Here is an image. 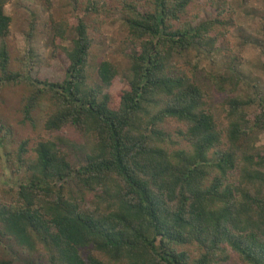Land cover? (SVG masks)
Returning a JSON list of instances; mask_svg holds the SVG:
<instances>
[{"label": "trees", "instance_id": "16d2710c", "mask_svg": "<svg viewBox=\"0 0 264 264\" xmlns=\"http://www.w3.org/2000/svg\"><path fill=\"white\" fill-rule=\"evenodd\" d=\"M10 1L0 0V91L21 85V126L44 119L34 143L26 136L11 151L0 142L11 171L0 243L47 264H264V91L241 89L233 17L221 20L214 2L211 19L183 20L193 0H85L76 22L52 11L51 59L65 60L58 76L35 61L11 68ZM117 14L128 69L112 59L93 68L89 19ZM196 46L228 54L229 67L205 71L225 93L223 123L198 66L186 60L190 73L176 61Z\"/></svg>", "mask_w": 264, "mask_h": 264}, {"label": "rangeland", "instance_id": "374dc122", "mask_svg": "<svg viewBox=\"0 0 264 264\" xmlns=\"http://www.w3.org/2000/svg\"><path fill=\"white\" fill-rule=\"evenodd\" d=\"M51 2V3H50ZM85 0H11L5 7L6 12L12 17L11 35L8 37V44L12 56V69H27L32 62L40 64L49 74L63 76L64 65L62 59L52 60V36H51V12L54 11L58 17H70L72 22L77 21L76 14H82L85 7ZM215 2V3H214ZM219 5L224 8L221 20L231 19L232 31L228 33L231 44L235 51L242 57L239 64L241 73V89L248 93L255 94L264 91V54L261 44L264 43V0H193L187 8V13L183 20H192L197 25L203 21L211 19L217 8L211 4ZM235 11V12H234ZM234 13V14H233ZM234 15V16H233ZM74 17V18H72ZM91 15L90 35L95 40L91 50L90 64L95 68L101 59L115 60L122 66L123 72L128 69V58L124 55L123 49L129 44L126 31L125 17L117 14L109 21L100 25L93 20ZM234 24V25H233ZM222 26L213 32H219ZM239 43V45H238ZM68 44V41H67ZM241 44L243 46H241ZM221 47V46H220ZM130 48V46H128ZM206 49L202 47H192L183 56L177 57L179 67L190 71L191 65H197L195 78L207 90L210 96V108L218 121L224 122V115L220 108V102L225 93L219 92L213 86L211 80L206 75L207 70L217 73L229 67L228 54L223 50L214 51L213 56H208ZM21 60L26 63L21 64ZM21 67V68H20ZM21 85H8L0 91V126L3 122L7 125L0 133V142L6 150H13L19 141L30 137L31 144L36 141V134L42 131L44 116L37 115L38 126L36 129L30 125L21 126L19 123L21 108ZM257 105H253L250 111ZM174 124V123H173ZM176 125V124H174ZM175 127V126H174ZM12 128L15 136H12ZM173 129V128H171ZM258 146L264 147V135H260ZM76 158V153L73 154ZM4 164L0 163V195L2 188L8 184L7 178L10 177V169H4ZM6 179V180H5ZM13 255V264H47L41 257H31L20 252L18 246L13 242L0 243V257L9 259ZM19 258V259H18ZM18 259V260H17Z\"/></svg>", "mask_w": 264, "mask_h": 264}]
</instances>
